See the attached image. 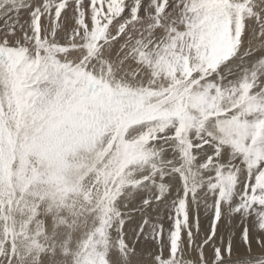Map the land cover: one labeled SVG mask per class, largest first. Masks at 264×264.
Instances as JSON below:
<instances>
[{"label": "snow or ice", "instance_id": "obj_1", "mask_svg": "<svg viewBox=\"0 0 264 264\" xmlns=\"http://www.w3.org/2000/svg\"><path fill=\"white\" fill-rule=\"evenodd\" d=\"M0 264H264V0H0Z\"/></svg>", "mask_w": 264, "mask_h": 264}]
</instances>
